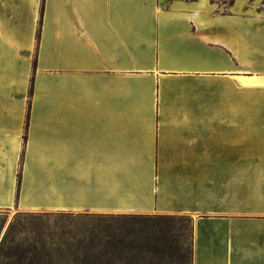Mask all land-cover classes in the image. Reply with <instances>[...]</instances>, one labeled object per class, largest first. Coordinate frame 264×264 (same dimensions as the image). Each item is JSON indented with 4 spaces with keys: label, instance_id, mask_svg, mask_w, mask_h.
Returning <instances> with one entry per match:
<instances>
[{
    "label": "crops",
    "instance_id": "obj_1",
    "mask_svg": "<svg viewBox=\"0 0 264 264\" xmlns=\"http://www.w3.org/2000/svg\"><path fill=\"white\" fill-rule=\"evenodd\" d=\"M14 205L188 213L193 264H264V0H0Z\"/></svg>",
    "mask_w": 264,
    "mask_h": 264
},
{
    "label": "trees",
    "instance_id": "obj_2",
    "mask_svg": "<svg viewBox=\"0 0 264 264\" xmlns=\"http://www.w3.org/2000/svg\"><path fill=\"white\" fill-rule=\"evenodd\" d=\"M25 217L23 222L18 216L6 231L0 264H146L184 247L179 236L169 248L160 242L170 240L169 232L154 222L161 218L121 215L76 223L64 212ZM193 229L192 250L181 254L184 263L190 253L193 258Z\"/></svg>",
    "mask_w": 264,
    "mask_h": 264
},
{
    "label": "rangeland",
    "instance_id": "obj_3",
    "mask_svg": "<svg viewBox=\"0 0 264 264\" xmlns=\"http://www.w3.org/2000/svg\"><path fill=\"white\" fill-rule=\"evenodd\" d=\"M225 2L230 3L231 0H225ZM30 197V196H28ZM32 198V197H30ZM45 212H55V213H67L68 218L74 219L76 223H82L87 220L97 219L99 217H111V216H136V217H150V218H161L155 219L156 223L161 224V226L169 232L170 240L164 239L160 241L162 244H165L166 247H170L171 244L176 242L177 237L183 242V250L173 251L172 254H166L163 258L160 259H149L146 264H193L192 253L189 254V259L187 263L183 262L181 254L186 253V250H192V240L191 232L194 225V217L188 213H178V214H164L159 212H148V213H109V212H91V211H49V210H22L14 205L9 209H0V244L3 240L6 231L8 230L10 224L19 216L21 220L24 221L26 214H36V213H45ZM24 218V219H23ZM52 223V222H51ZM165 248V246H164ZM172 256V257H171Z\"/></svg>",
    "mask_w": 264,
    "mask_h": 264
}]
</instances>
